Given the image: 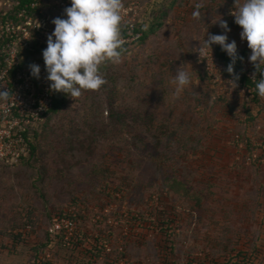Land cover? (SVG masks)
Wrapping results in <instances>:
<instances>
[{
    "label": "rangeland",
    "instance_id": "rangeland-1",
    "mask_svg": "<svg viewBox=\"0 0 264 264\" xmlns=\"http://www.w3.org/2000/svg\"><path fill=\"white\" fill-rule=\"evenodd\" d=\"M235 2L123 0L135 24L157 25L167 13L163 27L141 43L121 36L122 63L108 62L106 85L69 95L42 123L34 162L0 165V264H114L106 245L137 264H223L264 244V168L236 160V131L216 119L229 111L210 100L195 57L207 34H225L218 21ZM10 10L0 0V13ZM178 70L192 78L179 92ZM215 129L228 140L214 141ZM219 145L233 153L218 156ZM71 207L80 221L75 252L48 231Z\"/></svg>",
    "mask_w": 264,
    "mask_h": 264
},
{
    "label": "built area",
    "instance_id": "built-area-1",
    "mask_svg": "<svg viewBox=\"0 0 264 264\" xmlns=\"http://www.w3.org/2000/svg\"><path fill=\"white\" fill-rule=\"evenodd\" d=\"M44 0H38L32 8H40V17L35 18L29 15L24 9L15 18L0 19V87L10 90V98L7 102H0V162H10L18 164L23 158L32 152L30 146L31 133L37 130L43 123L46 116L54 107L55 91L50 89V82L47 80L45 61L35 62L40 66V78L37 79L31 74V66L23 67L22 49L24 50L34 39L36 32L45 28V21L49 19L42 9ZM53 10L63 11L70 6V0H46ZM11 10L14 7V0H8ZM19 3L17 2V5ZM237 8L231 9L228 14V21L238 30L239 47H248L247 41L241 39L242 28L235 23L232 15ZM10 10V11H11ZM10 11L6 12L9 13ZM134 13L132 8L124 6L123 22L130 24L127 38L136 41L142 38V34L135 31V22L131 18ZM127 21V22H126ZM126 40V39H125ZM249 55L241 62L238 71L239 80L235 84L229 82L234 76L228 75L226 64L222 61L217 51L213 48L204 49L202 46L195 51L197 63L204 71L207 80L216 89L214 99H227L229 103L236 107V115L240 119L245 106H251L256 100L260 101L264 109V98H261L256 89L257 79H261L260 73L250 62ZM255 77V79L253 78ZM251 134L250 144L241 141V135L235 137L236 148L239 155L236 160L246 166L264 167V126L257 123ZM30 133V134H29ZM244 152V153H243ZM242 154V155H241ZM158 201V199H157ZM76 207L69 208L64 215H54L51 218L49 234L54 239L63 242L64 248L69 251L79 249L78 241L80 237V221H78ZM263 248V247H262ZM103 250L107 256L117 253L114 264H137L130 262L128 258H120L125 254L123 247H112L106 245ZM92 259V256H87ZM264 264V259H261ZM255 264H259L258 261Z\"/></svg>",
    "mask_w": 264,
    "mask_h": 264
},
{
    "label": "clouds",
    "instance_id": "clouds-1",
    "mask_svg": "<svg viewBox=\"0 0 264 264\" xmlns=\"http://www.w3.org/2000/svg\"><path fill=\"white\" fill-rule=\"evenodd\" d=\"M237 9L232 15L235 23L242 28L241 39L247 41L251 50L250 62L257 72L264 74V0H240L235 2ZM64 10L66 18L57 17L52 23L54 32L48 36L47 48L43 58L48 73L50 89L63 92L75 100L84 91H98L107 84L101 68L108 62L122 63L123 41L121 25L123 21V0H70ZM202 4L196 5L193 19L199 20ZM225 34L205 37L203 48L211 49L219 45L231 58L226 71L234 76L229 80L237 87L239 76L235 74L238 59L236 41L229 42L228 32L231 31L226 21H218ZM41 68L31 65V74L39 79ZM255 79V77H253ZM177 91H182L192 84L188 71L178 70L174 76ZM257 93L264 98V78L257 79ZM10 90L0 87V102H7Z\"/></svg>",
    "mask_w": 264,
    "mask_h": 264
},
{
    "label": "trees",
    "instance_id": "trees-1",
    "mask_svg": "<svg viewBox=\"0 0 264 264\" xmlns=\"http://www.w3.org/2000/svg\"><path fill=\"white\" fill-rule=\"evenodd\" d=\"M37 1L38 0H14L13 9L9 13H7V15H6V12L0 13V19L6 20L8 18H15L24 9H27L26 11L28 12V14L33 15L37 19L40 17L39 12L41 11V9L40 8H35V9L32 8L33 4ZM17 2L19 3L18 5H17ZM126 3L129 4V3H131V1H126ZM144 8L142 9L141 12H143ZM233 8L235 9L237 7L234 6ZM233 8H231V9H233ZM42 9H44V11H45L46 18H48V17H49V19H51V18L55 19L57 17L66 18L64 16V11L62 9H58L56 11L51 9L46 0L43 1ZM153 11H154V9H153ZM153 11H152V13H154ZM162 14H163L162 18H158V17L156 18V20H158L157 25H156V21H155L154 23L152 22L153 24L151 23V25L147 26V24H145V22H142V20H139L140 22H137L136 24H134L136 27L135 31L142 34V38L140 40H138V42L141 43V42L146 41L150 37V35L155 34L156 31H158L159 29H161L163 27V22L167 16V13H162ZM226 22L229 26H231L232 30L235 32L237 38L239 39L240 38L239 32L228 21V16H227ZM130 26L131 25L128 23H124L121 25V36L127 37ZM54 28H55V25L52 23V28H51L52 31L50 33H48L47 28H43L40 31L36 32L34 39L30 42L29 46L27 48H25L24 50L22 49L23 67L24 68H29L35 62H42V61H40V59H42L44 61V58L40 57V55H43V51L47 48V39L46 38H48V36L54 32ZM124 45L125 44L123 43L122 47L126 48ZM238 45H239V41H238ZM212 48H214L217 51V53L221 57L222 61L228 67V65L231 63V58L227 55V53L224 52L221 49V47L212 46ZM249 50L250 49L248 47L240 48L238 46V55H239V57H242V59H238L236 62V65H235V74L236 75H238V71L241 68V62L249 55ZM105 65H103V66H105ZM262 70H264V66H262ZM228 75L233 76L229 73H228ZM260 76H261V78H264V74L260 73ZM203 77L206 78L204 71H203ZM206 80H207V78H206ZM207 84L210 88L208 95L210 97V100H212V103L216 104V105L224 103L226 105L227 110L229 109L228 110L229 114L232 115V121H235V124L238 123V125L236 126V129H233V128L230 129V131L231 130L236 131V132H234L233 138L231 137V139L234 141V145H236L235 137L238 134L241 135V138H242L241 141L244 143L247 142L249 145L250 144V138H251L250 131H252L254 129V127L257 123H262L261 117H263V115H264V109H262V105L260 104V101L256 100L253 103V105H251V106L249 105L248 107L245 106L244 112L242 113L240 119H238L237 115L235 114L237 108L232 106L229 103V101H227V99L223 98L221 100H215L214 97L216 94V89L211 85V83L208 80H207ZM68 97H69V95L65 94L63 92H55L54 107L51 110V112L46 116L45 120L48 119L51 115L57 114L62 109V107L66 104V100L68 99ZM209 107L211 108L212 106H206V107L203 106L202 107L203 111H206L207 109H209ZM40 126L38 127L37 130H34L31 133L30 137H28V138H31L30 146L32 148V152L29 156L23 158L18 164H12L10 162H0V165L3 167H6V168H14V167H17V165L20 166L23 163H25V164L33 163L34 159L36 158L37 150H38L37 149V138L40 135L39 134ZM263 126H264V123H263ZM233 131H232V133H233ZM235 150H236L235 158H237V155H239V153H238L236 146H235ZM254 167L264 168L262 166H254ZM65 213H66V210L59 212L55 215H64ZM10 232H12V231H10ZM233 249L235 250L236 248H233ZM239 253H241V252H239ZM233 259H234V257H233ZM261 259H264V244H262V246L260 245V246L255 247V249L252 250L251 254L244 253L236 261L231 260L230 262L223 263V264H255L256 261H258L259 264H261V262H262Z\"/></svg>",
    "mask_w": 264,
    "mask_h": 264
},
{
    "label": "crops",
    "instance_id": "crops-1",
    "mask_svg": "<svg viewBox=\"0 0 264 264\" xmlns=\"http://www.w3.org/2000/svg\"><path fill=\"white\" fill-rule=\"evenodd\" d=\"M224 115L227 116V119L223 115H221L222 121H220V117L216 118L218 120L219 125L221 124L220 122H222L223 124L228 125L230 127V129H232V128L236 129L235 121H232V115L229 117V115H230L229 112H227V113L225 112ZM261 121H262L261 124H263L264 123V115H263V117H261ZM251 134L252 135L254 134L253 130L250 131V135ZM216 135H219V137H218L219 139H216L214 141H225V140H228L227 137H229V135L225 136V135L221 134V130H219V129H216L214 131V136L216 137ZM218 148H219L218 156H222V155H225V154L233 153L232 148L222 147L221 145H219ZM79 258H81V257H79Z\"/></svg>",
    "mask_w": 264,
    "mask_h": 264
}]
</instances>
